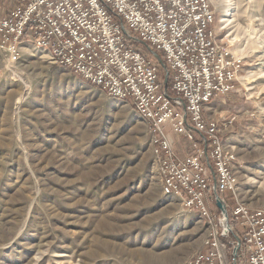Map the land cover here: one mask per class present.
I'll list each match as a JSON object with an SVG mask.
<instances>
[{"label":"rangeland","instance_id":"1","mask_svg":"<svg viewBox=\"0 0 264 264\" xmlns=\"http://www.w3.org/2000/svg\"><path fill=\"white\" fill-rule=\"evenodd\" d=\"M15 2L0 0V14ZM209 3L218 38L242 62L216 118L223 128L232 121L222 139L238 189L225 200L228 211L256 208L264 204V0ZM170 137L177 154L189 152ZM217 228L233 264L234 238ZM212 234L163 194L148 129L129 104L53 65L32 42L14 64L0 49V264H184Z\"/></svg>","mask_w":264,"mask_h":264},{"label":"built area","instance_id":"2","mask_svg":"<svg viewBox=\"0 0 264 264\" xmlns=\"http://www.w3.org/2000/svg\"><path fill=\"white\" fill-rule=\"evenodd\" d=\"M214 22L209 0H16L0 17V49L14 64L21 45L32 42L53 65L133 108L148 129L163 194L213 231L210 249L184 264H225L217 227L221 237L231 235L224 233L218 198L241 241L239 257L264 264V204L237 203L228 211L224 194L238 189L235 158L219 121L203 116L204 106L231 93L242 73ZM161 72L170 78L169 93ZM171 134L188 145L186 155L175 152Z\"/></svg>","mask_w":264,"mask_h":264},{"label":"crops","instance_id":"3","mask_svg":"<svg viewBox=\"0 0 264 264\" xmlns=\"http://www.w3.org/2000/svg\"><path fill=\"white\" fill-rule=\"evenodd\" d=\"M16 4V2H15ZM15 6V5H14ZM10 10V9H9ZM8 12V10H7ZM7 12L3 13V14H0L1 16L0 17H3L7 14ZM235 86V89L232 91V92H236L237 91V87H238V83L236 82L234 84ZM229 95V94H228ZM228 95H224V96H216L214 97L210 103L206 104L204 106V110H203V116L204 118L207 120V121H210V120H214L218 117L219 114L223 113L224 112V108L223 106L226 104V101L228 100ZM237 117V116H236ZM239 118V116L237 117V119ZM219 128H221V132L223 133V136H227L226 133L227 131L223 128V124H219ZM232 130V129H231ZM223 137V138H225ZM187 154V153H186ZM235 167L233 166V169ZM228 195L230 196L231 193L230 192H227Z\"/></svg>","mask_w":264,"mask_h":264},{"label":"water","instance_id":"4","mask_svg":"<svg viewBox=\"0 0 264 264\" xmlns=\"http://www.w3.org/2000/svg\"><path fill=\"white\" fill-rule=\"evenodd\" d=\"M153 56L155 57L156 60L159 61V57H158L157 54H153ZM163 83H164V85H166V87H165V89H166L167 88V75L165 76ZM216 205H217V207L219 209H221L223 211V218L221 220V224H222V226L224 228V233L225 234H230L231 236H233L234 240L236 241V246H235V248L233 250L232 257H233V264H237V255H238V252H239L241 241H240L239 237L232 232L231 227H230V225L228 223L227 213L223 209V205H222V203H221L219 198L217 199Z\"/></svg>","mask_w":264,"mask_h":264},{"label":"trees","instance_id":"5","mask_svg":"<svg viewBox=\"0 0 264 264\" xmlns=\"http://www.w3.org/2000/svg\"><path fill=\"white\" fill-rule=\"evenodd\" d=\"M169 90H170V78H169L168 83H167V91H168V93H169ZM224 197L227 198L228 197V193H225ZM209 249H210V246H207L206 249L203 250V252H207Z\"/></svg>","mask_w":264,"mask_h":264},{"label":"bare ground","instance_id":"6","mask_svg":"<svg viewBox=\"0 0 264 264\" xmlns=\"http://www.w3.org/2000/svg\"><path fill=\"white\" fill-rule=\"evenodd\" d=\"M237 59H239V58H237Z\"/></svg>","mask_w":264,"mask_h":264}]
</instances>
